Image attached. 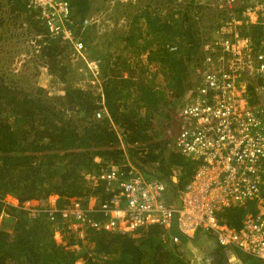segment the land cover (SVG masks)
Wrapping results in <instances>:
<instances>
[{"label": "trees", "instance_id": "obj_1", "mask_svg": "<svg viewBox=\"0 0 264 264\" xmlns=\"http://www.w3.org/2000/svg\"><path fill=\"white\" fill-rule=\"evenodd\" d=\"M68 1L76 32L87 48L102 42L111 50L114 43L124 41L123 48L114 57L96 49L94 57L104 72L103 88L97 94L69 84L65 96L53 100L41 87L33 93L0 77V264H189L161 225L142 228L138 236L88 227L84 238L73 233L62 244L54 237V222L47 212L32 216L2 201L5 193L20 202L56 193L60 207L69 204L71 197L88 199L99 194L105 199L102 187L94 186L86 174L109 161L123 162L126 153L133 161L139 160L135 164L148 177H170L177 169L175 193L198 165L175 149L166 155L168 139L156 138L153 120H171L175 102L183 104L196 84L203 42L221 25L224 12L205 7L199 0H188L165 14L158 7L155 15L146 5L134 15L139 23L128 33L115 31L106 42L95 24L81 29L83 19L94 9L92 0ZM13 8L28 16V32L44 34L37 56L65 79L61 73L68 66L60 62L69 45L49 38L39 11L27 8L23 0H14ZM263 32L264 17L261 23L243 28L254 40ZM126 49L131 57L126 56ZM139 64L143 68L137 79ZM159 75L162 81H156ZM103 95L108 113L96 118ZM245 211L228 209L221 216L240 226Z\"/></svg>", "mask_w": 264, "mask_h": 264}, {"label": "built area", "instance_id": "obj_2", "mask_svg": "<svg viewBox=\"0 0 264 264\" xmlns=\"http://www.w3.org/2000/svg\"><path fill=\"white\" fill-rule=\"evenodd\" d=\"M23 1L30 10L39 11L49 38H60L78 58L87 60V47L76 32L68 0ZM204 6L224 12V17L203 42L196 84L174 110V149L198 164L175 193L176 203L168 199L164 178L146 176L130 158L109 161L86 174L94 186L102 187L105 199L99 194L71 197L60 207L56 193L24 202L5 193L2 201L32 216L47 212L57 243L65 244L73 233L84 238L88 227L138 236L142 228L158 224L179 245V238L170 232L177 217L183 233L192 235L200 229L221 246L234 247L251 258L248 264H264V32L257 40L243 33L244 27L262 22L264 0H206ZM99 23L97 15H87L81 29L92 24L98 28ZM43 36L38 34L35 40ZM91 63L87 61L92 69ZM101 103L96 118L108 113L104 95ZM168 178L173 186L178 184V170ZM234 208L246 209L240 226L222 219L223 212Z\"/></svg>", "mask_w": 264, "mask_h": 264}, {"label": "rangeland", "instance_id": "obj_3", "mask_svg": "<svg viewBox=\"0 0 264 264\" xmlns=\"http://www.w3.org/2000/svg\"><path fill=\"white\" fill-rule=\"evenodd\" d=\"M187 1L188 0H92V9H94L89 15H97L99 17L100 23L98 28H95V31H98V33L102 35V39L107 42L110 37H113L115 31L118 30L128 33L133 25L139 23L138 20H133L134 15L139 12V9L145 8L146 5H148L151 14L155 15L158 7H160L159 10H161V13L165 14L176 6L182 7ZM199 1L204 3L206 0ZM13 3L14 0H0V77L2 81L4 79L12 86L24 90H31L33 93L41 87L45 90L46 95L53 100L65 96L67 93V85L69 84H71L73 88H80L85 91L92 90L96 94L100 90L102 91L104 72L99 65V60H96L94 57L96 49L107 57H114L113 54L118 55V52L123 48L122 45L124 41L114 43L111 50L106 44L103 45L102 42H97V46L94 45L95 47L92 46L93 48L91 49L87 48L84 52V57H86L87 60L78 58L72 46L69 45L64 53L65 56L62 58V62H60L61 65L64 64L68 66L66 70L61 73L65 78L63 79L59 76L61 71L56 73L52 67H49L46 61L38 58L37 55L40 54L39 41L41 39L35 40L37 34L33 31L28 32V16L26 13L14 9ZM97 7H99L98 10H96ZM143 13H146V10L143 11ZM125 54L131 57V52L128 49H126ZM142 58L143 60L145 59L144 56H142ZM99 59L104 61V56L103 58L100 56ZM92 60H95V64L91 63ZM87 61L92 64L93 72L88 66ZM141 68L143 67L140 66V64L135 68L136 72H138L135 78L139 75V69ZM126 70L130 71V69ZM129 71L127 76L129 75ZM123 74L126 76L125 72ZM145 78H148L147 74ZM162 79L163 77L159 75L156 81H162ZM175 104V109L181 105V103L178 102H175ZM143 110L145 109L143 108ZM153 121L154 128L152 131L156 138L168 139L167 149L165 150V154L168 155L169 151L174 149L177 129L174 112L171 120L167 118L163 121V118L155 117ZM129 158L131 159L129 154L126 153L124 160ZM137 161L139 160L135 158L134 162ZM145 167L147 169H152L149 165H145ZM240 254L245 258L247 263H249L248 260H252L244 256L241 252Z\"/></svg>", "mask_w": 264, "mask_h": 264}, {"label": "water", "instance_id": "obj_4", "mask_svg": "<svg viewBox=\"0 0 264 264\" xmlns=\"http://www.w3.org/2000/svg\"><path fill=\"white\" fill-rule=\"evenodd\" d=\"M164 181H165L166 186H167L169 201L176 203L177 201L175 199L176 195H175V191H174V186L171 184L168 177H165ZM178 203L180 204L179 200H178ZM170 232L179 238L180 243L178 245V251L186 260H189L191 262V264H208L211 261V260H208V258H207L208 255L214 258V260L211 261L212 264H219L221 252H219L217 250V248L220 246V244L218 243L216 237L211 236V238H214V240L216 241L217 246L213 249L211 248L208 251V253H206V254L203 253L202 254L203 256L200 258L191 249L192 246L196 247L199 242L194 241L195 245H192V238H194V237L191 235H187V234L183 233L182 231H180V229L178 228L177 217H175V219L172 223V226L170 228ZM200 232H201V230L197 229L195 231V235L197 233H200Z\"/></svg>", "mask_w": 264, "mask_h": 264}, {"label": "crops", "instance_id": "obj_5", "mask_svg": "<svg viewBox=\"0 0 264 264\" xmlns=\"http://www.w3.org/2000/svg\"><path fill=\"white\" fill-rule=\"evenodd\" d=\"M124 77H126V76H124ZM191 236L194 237V238H192V245H195L194 241H198L199 242L196 247L192 246L191 249L200 258L203 256L202 255L203 253L206 254V253H208V251L211 248L213 249V248H215L217 246L216 245V241L214 240V238H211V236H213V235L210 234V233H207L205 231H201L200 233H197L196 235L194 233ZM217 250L219 252H221L220 253V258L226 259L229 264H248L245 261V258H243V256L240 254V252L234 247H223V246L220 245L217 248ZM189 264H191L190 261H189Z\"/></svg>", "mask_w": 264, "mask_h": 264}, {"label": "flooded vegetation", "instance_id": "obj_6", "mask_svg": "<svg viewBox=\"0 0 264 264\" xmlns=\"http://www.w3.org/2000/svg\"><path fill=\"white\" fill-rule=\"evenodd\" d=\"M207 258H208V260H211V261L214 260V258L209 256V255L207 256ZM211 261L209 262V264H212ZM219 264H229V263L227 262L226 259L220 258Z\"/></svg>", "mask_w": 264, "mask_h": 264}]
</instances>
